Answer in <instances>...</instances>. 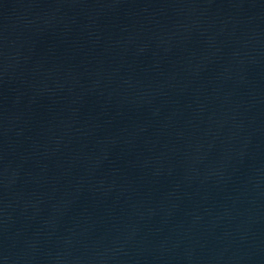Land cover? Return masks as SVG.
<instances>
[{
	"label": "water",
	"instance_id": "95a60500",
	"mask_svg": "<svg viewBox=\"0 0 264 264\" xmlns=\"http://www.w3.org/2000/svg\"><path fill=\"white\" fill-rule=\"evenodd\" d=\"M0 264H264V0H0Z\"/></svg>",
	"mask_w": 264,
	"mask_h": 264
}]
</instances>
